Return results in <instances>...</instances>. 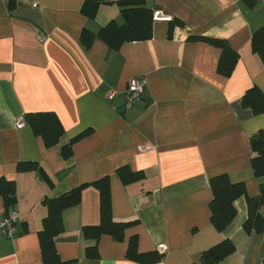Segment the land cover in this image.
Segmentation results:
<instances>
[{
  "label": "crops",
  "instance_id": "1",
  "mask_svg": "<svg viewBox=\"0 0 264 264\" xmlns=\"http://www.w3.org/2000/svg\"><path fill=\"white\" fill-rule=\"evenodd\" d=\"M87 0H0V178L16 183L20 218L11 238L0 231V264H43L39 233L46 198L110 178L112 215L136 222L123 242L89 238L84 227L101 221L99 191L83 190L81 204L63 214L55 238L63 264H138L127 259L131 238L140 253L159 252L158 264H197L206 250L230 240L233 255L220 264H262L264 232L247 233L248 199L261 193L252 168L251 140L264 130L242 99L253 87L264 93V64L251 41L264 28V0H144L154 10L153 38L113 51L100 40L90 49L82 32L123 24L117 3L101 5L93 18ZM121 1V0H115ZM180 21L169 34V23ZM225 40L238 53L231 77L218 73L221 51L191 40ZM143 77V99L125 110L130 81ZM117 92L114 101L106 99ZM54 112L65 136L45 148L25 123L28 113ZM19 124H24L19 127ZM65 160L61 148L80 135ZM20 163L37 168L20 173ZM128 166L144 179L125 185ZM243 183L237 216L223 231L211 223L212 178ZM264 216V206L261 208ZM6 216L0 196V221ZM96 253L89 254L88 248ZM96 254V257H95Z\"/></svg>",
  "mask_w": 264,
  "mask_h": 264
},
{
  "label": "trees",
  "instance_id": "2",
  "mask_svg": "<svg viewBox=\"0 0 264 264\" xmlns=\"http://www.w3.org/2000/svg\"><path fill=\"white\" fill-rule=\"evenodd\" d=\"M253 6L252 0H247ZM117 3L121 10L123 24L112 22L95 34L85 29L81 35V43L86 49H90L96 40L105 43L109 49L118 51L125 43L145 42L153 38L154 10L146 5L144 0H87L82 13L89 18L95 17L101 5ZM180 21L169 23V34L172 33ZM191 40L207 42L221 51L218 63L219 75L229 78L232 76L239 55L233 51L225 40L207 37H192ZM251 46L253 53L258 55L264 64V28L259 29L253 35ZM243 106L250 108L256 115L264 113V93L257 87L246 92L242 99ZM132 109V108H131ZM25 123L31 128L37 138H41L45 148L57 147L65 136L64 126L54 112L28 113L24 117ZM91 130L85 131L73 138L69 144L61 148V156L68 160L73 156V146L78 141L88 137ZM253 157L251 160L255 176L262 180L261 193L257 198L248 199L249 217L244 224V229L251 234L264 232V216L261 208L264 206V130L251 140ZM37 166L34 163H20V173L32 171ZM117 174L125 185L140 182L144 179L142 172H133L128 166L121 167ZM213 199L210 203L211 223L219 231L223 232L237 216L236 201L246 196V187L243 183L233 182L227 175L214 177L210 181ZM89 186L96 188L100 194L101 221L97 226L84 227V233L89 238L99 239L102 235H109L117 242H123L125 231L136 222H117L112 215V200L110 178L106 176L90 185L76 188L57 198H46L42 203L47 208L48 215L43 221V229L39 233L43 252V264H63L57 254L55 238L64 230L63 214L66 210L81 204L83 190ZM0 196L4 200L6 216L17 205L16 183L4 177L0 178ZM89 254L96 253L95 247L87 249ZM236 251V247L230 240L206 250L201 255L197 264H220ZM96 257V254H95ZM127 259L138 264H158L163 259L159 252L140 253L138 240L131 238L127 251ZM264 264V260L262 262Z\"/></svg>",
  "mask_w": 264,
  "mask_h": 264
},
{
  "label": "built area",
  "instance_id": "3",
  "mask_svg": "<svg viewBox=\"0 0 264 264\" xmlns=\"http://www.w3.org/2000/svg\"><path fill=\"white\" fill-rule=\"evenodd\" d=\"M146 87V80L143 77L134 78L130 81L128 88L125 92V110H130L138 102L143 99L144 91ZM117 96V92L110 91L106 95V99L110 102L114 101ZM24 124H19V127H23ZM19 212L16 208H13L8 216H5L0 221V231L1 233L8 238H11L16 230V225L19 222Z\"/></svg>",
  "mask_w": 264,
  "mask_h": 264
}]
</instances>
